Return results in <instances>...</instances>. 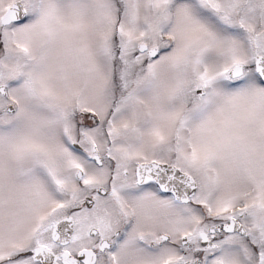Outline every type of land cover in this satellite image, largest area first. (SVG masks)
Returning <instances> with one entry per match:
<instances>
[{
    "label": "snow or ice",
    "instance_id": "snow-or-ice-1",
    "mask_svg": "<svg viewBox=\"0 0 264 264\" xmlns=\"http://www.w3.org/2000/svg\"><path fill=\"white\" fill-rule=\"evenodd\" d=\"M0 264H264V0H0Z\"/></svg>",
    "mask_w": 264,
    "mask_h": 264
}]
</instances>
